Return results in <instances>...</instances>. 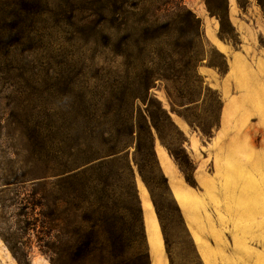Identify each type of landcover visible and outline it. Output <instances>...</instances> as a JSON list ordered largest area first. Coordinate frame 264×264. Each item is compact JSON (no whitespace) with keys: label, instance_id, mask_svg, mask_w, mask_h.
<instances>
[{"label":"rangeland","instance_id":"1","mask_svg":"<svg viewBox=\"0 0 264 264\" xmlns=\"http://www.w3.org/2000/svg\"><path fill=\"white\" fill-rule=\"evenodd\" d=\"M226 1L221 37L204 0L184 1L190 27L143 0H0V264H56L40 215L65 264H264V16ZM141 63L155 157L47 171L45 126L135 93Z\"/></svg>","mask_w":264,"mask_h":264},{"label":"trees","instance_id":"2","mask_svg":"<svg viewBox=\"0 0 264 264\" xmlns=\"http://www.w3.org/2000/svg\"><path fill=\"white\" fill-rule=\"evenodd\" d=\"M184 1L185 0H143V2L149 5V7L145 8L154 9L156 14H164L162 19L157 20H166L167 23L185 24L190 27V24H197L198 20L186 9ZM204 1L209 13L219 19L221 24L220 36L223 37L222 29L227 22L229 23L227 16L223 13V7L216 9L210 3V0ZM220 1L223 6L227 4L226 0ZM237 1L239 6L245 9L247 1ZM255 1L264 16V0ZM221 8L222 11H220ZM182 12L188 15V18L186 17L187 19L184 20L181 15ZM191 21L193 23H191ZM229 36L232 37L233 35ZM143 64L144 63L138 65V69L141 70L143 77H140V79L134 83L133 87H137L135 93L126 94L122 92L119 94V99L113 97L112 99H114V101L110 100L107 102L105 99L99 106L95 104L90 105L89 109L86 111L88 117H86L85 121H74L69 124L51 123L45 126L42 136V160L48 165L47 171L52 167V160H54L55 156L59 157L57 158L59 161L65 159V162H62L64 168L62 171H67L72 168L68 166V162L71 159L76 160V158H80L84 164H90L100 159L112 157L110 158L111 160L118 157L120 154L122 158L125 159L127 157L125 151L132 145L135 146L136 152L141 151L142 153L155 157L153 151L154 138L151 128L157 132L161 141L163 138L159 134L158 125L155 123L153 114L149 112L148 109L142 111L135 105V101L140 98L137 92L141 91V94L147 99L149 89L153 87L156 78L149 71V68H146ZM101 94L104 96L105 91ZM139 100L144 103L143 99ZM158 110L162 114L164 121L175 129L169 114L166 113L160 105H158ZM172 111L174 110L172 109ZM178 115L181 116L179 113ZM183 118L192 126L187 118ZM203 133L209 134L206 131H203ZM178 134L181 135L179 131ZM180 150L183 151L182 149ZM170 153L174 160L178 162V154L174 152ZM127 168L130 170L129 166ZM179 168L183 173L185 172L181 164H179ZM50 171H53V169ZM186 181L192 186L195 185L193 179L189 180L187 178ZM36 214L35 210H32V213L27 214V216H29L28 219L35 221ZM40 216L39 232L49 240L57 239V241H55V247L49 249V247L46 246L47 250H50L51 253L56 255V264H65L64 254L60 250L61 242L59 238L52 236L53 229L50 223L47 221L46 217L43 215ZM1 237L4 239L3 236ZM4 241L9 246V241L7 239H4Z\"/></svg>","mask_w":264,"mask_h":264},{"label":"crops","instance_id":"3","mask_svg":"<svg viewBox=\"0 0 264 264\" xmlns=\"http://www.w3.org/2000/svg\"><path fill=\"white\" fill-rule=\"evenodd\" d=\"M225 47L227 48L226 45H225ZM174 177H175V176H174ZM173 181H175L176 183L182 184V183L180 182V180H175V178H173Z\"/></svg>","mask_w":264,"mask_h":264}]
</instances>
